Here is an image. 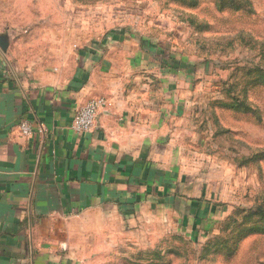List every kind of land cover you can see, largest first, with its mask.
I'll use <instances>...</instances> for the list:
<instances>
[{
    "label": "crops",
    "instance_id": "1",
    "mask_svg": "<svg viewBox=\"0 0 264 264\" xmlns=\"http://www.w3.org/2000/svg\"><path fill=\"white\" fill-rule=\"evenodd\" d=\"M162 3L0 0V264H158L142 259L163 250L141 244L180 211L190 224L194 93L159 55L179 42L155 22ZM99 98L91 130L74 131ZM236 241L240 264L264 234Z\"/></svg>",
    "mask_w": 264,
    "mask_h": 264
},
{
    "label": "rangeland",
    "instance_id": "2",
    "mask_svg": "<svg viewBox=\"0 0 264 264\" xmlns=\"http://www.w3.org/2000/svg\"><path fill=\"white\" fill-rule=\"evenodd\" d=\"M161 5L155 22L179 27L171 35L179 42L159 55L178 61L173 69L188 75L181 88L194 93L187 131L195 140L192 165L201 177L190 224L187 211H180L179 227H155L164 241L141 246L161 249L164 256L142 260L235 264L236 239L264 234V0H164ZM256 248L258 258L250 255L240 264H264V242Z\"/></svg>",
    "mask_w": 264,
    "mask_h": 264
},
{
    "label": "built area",
    "instance_id": "3",
    "mask_svg": "<svg viewBox=\"0 0 264 264\" xmlns=\"http://www.w3.org/2000/svg\"><path fill=\"white\" fill-rule=\"evenodd\" d=\"M107 105L103 98L94 99L86 103L78 113V116L72 126V129L79 133H86L91 130L95 119L102 112ZM22 132L26 135L31 134V128L28 124L21 125Z\"/></svg>",
    "mask_w": 264,
    "mask_h": 264
}]
</instances>
